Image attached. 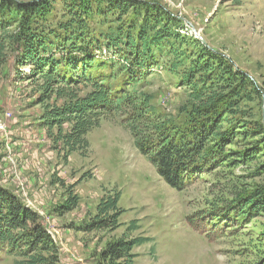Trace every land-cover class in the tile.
I'll use <instances>...</instances> for the list:
<instances>
[{"label":"rangeland","instance_id":"obj_1","mask_svg":"<svg viewBox=\"0 0 264 264\" xmlns=\"http://www.w3.org/2000/svg\"><path fill=\"white\" fill-rule=\"evenodd\" d=\"M14 1L44 0H9L12 9L16 7ZM46 1L50 7L45 16L38 17V27L59 30L69 18L64 0ZM138 1L162 7L177 20L171 24L181 35V39L171 38L155 51L147 75L134 86L152 95L151 103L158 113L179 125L187 124L190 116L185 109L194 105L193 85L203 87L205 82L209 86L207 78H216L213 73L218 72V60L252 81L256 90L253 101L239 100V106L225 114L221 126L235 133L226 145L230 156L212 173L199 174L178 191L139 152L131 133L122 125L124 115L117 113L103 118L88 134L86 154L76 151L65 159L64 152L49 139L42 120L45 105L55 97L45 98L39 75L28 63L20 62L16 49L9 46L7 37L18 27L12 23L6 30L0 29V43L5 45L0 57V183L17 192L42 216L60 244V264H98L106 243L121 237L132 220L139 222L133 236L148 238L134 248V264H258L264 259V213L252 221L233 219L229 228H205L203 233L195 231L187 217L206 213L236 194L264 187V133L252 132L258 126L264 128V0ZM87 17L86 37L104 46L95 52V58L107 62L115 59L116 65L120 57L111 37L127 27L135 31L141 19L132 11L123 17L108 12L104 0H95ZM64 33L56 34L62 38L71 35ZM64 40L52 36L48 39L49 54L44 55H67ZM71 42L79 40L74 37ZM202 47L216 57L209 60L216 71L196 73L192 78L189 69L193 62L208 61ZM99 69L113 71L103 63ZM186 74L192 76L190 81ZM79 89L82 95L92 90L84 85ZM224 94L225 98L233 97L229 91ZM113 190L121 194L123 225L114 232L82 231L96 215L107 191ZM70 195L78 197V206L67 211L64 206ZM20 260L0 249V264H19Z\"/></svg>","mask_w":264,"mask_h":264},{"label":"trees","instance_id":"obj_2","mask_svg":"<svg viewBox=\"0 0 264 264\" xmlns=\"http://www.w3.org/2000/svg\"><path fill=\"white\" fill-rule=\"evenodd\" d=\"M93 2L95 0H64L68 20L60 25L59 30L46 31L38 27L37 19L46 15L49 1H14L16 7L13 9L9 0L0 1V29L6 30L12 23L18 25L17 30L7 37L9 46L16 49L20 62L28 63L31 71L39 75L42 80L40 90L45 98L55 97L54 102L45 105L42 116L47 135L55 148L64 152L65 159L76 151L86 154L90 146L88 134L100 126L103 118L122 113V125L131 133L139 152L168 185L182 191L196 176L212 173L230 156L226 145L235 133L230 128L223 130L221 126L226 120L225 114L238 107L239 100L253 101L256 90L252 81L218 60L221 63L218 72L213 73L216 78H207L210 85L206 86L205 82L203 87L198 83L193 85L194 105L185 109L190 120L179 125L173 118L156 111L151 103L152 95L134 87L147 75L155 51L171 38L181 39L171 24L177 20L157 5L138 0H104L108 12L123 17L132 11L141 19L135 31L133 27H127L126 31L121 30L111 37L113 49L120 57L115 65V59L109 62L96 59L95 52L102 51L104 46L86 37L89 30L87 10ZM58 31L71 35L62 38L56 34ZM52 36L65 39L67 44L63 46L67 55H44L49 54L48 39ZM74 37L79 43H68ZM4 47L0 43V57ZM203 50L207 52L205 48ZM206 54L208 61L193 62L189 69L193 77L186 74L189 81L196 73L212 72L209 60L217 59L212 53ZM100 63L103 67L112 66L113 71L101 72ZM129 84L133 85L131 89ZM81 85L92 90L82 95ZM227 91L233 94L231 99L225 98L224 92ZM252 132L263 134L264 128L258 126ZM120 197L119 191H107L96 215L82 227V231L114 232L122 226L120 217L125 211L119 206ZM77 206L78 197L70 195L64 209L70 211ZM262 213L264 187L236 194L232 200L215 205L206 213L189 215L187 222L195 231L203 233L205 228H229L233 219L252 221ZM138 223V220H132L121 237L106 243L98 264H134L137 257L134 248L148 241L147 237L133 236L132 233L139 229ZM0 249L21 258L19 264H60L61 260L60 244L44 224L42 216L17 192L1 183ZM258 264H264V259Z\"/></svg>","mask_w":264,"mask_h":264},{"label":"water","instance_id":"obj_3","mask_svg":"<svg viewBox=\"0 0 264 264\" xmlns=\"http://www.w3.org/2000/svg\"><path fill=\"white\" fill-rule=\"evenodd\" d=\"M193 32L195 33V35H196L197 37H199V38L202 40L203 44L207 46V43H206L205 40L200 36V34L197 33V30H196L195 28H193ZM263 114H264V111H263Z\"/></svg>","mask_w":264,"mask_h":264}]
</instances>
